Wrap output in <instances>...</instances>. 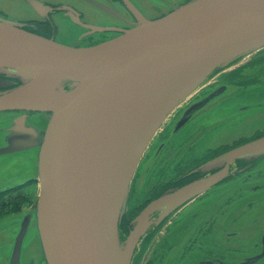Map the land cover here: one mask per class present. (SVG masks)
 Listing matches in <instances>:
<instances>
[{
	"label": "water",
	"instance_id": "obj_1",
	"mask_svg": "<svg viewBox=\"0 0 264 264\" xmlns=\"http://www.w3.org/2000/svg\"><path fill=\"white\" fill-rule=\"evenodd\" d=\"M42 1L14 0L23 10L25 3L30 6L31 18L45 14ZM139 19L114 38L76 46L27 30L0 13V66L15 67L26 77L22 85L0 92V112L21 113L0 128V159L36 154L34 175L2 167L11 179L0 182V190L39 181L34 209L15 213L21 215L17 235L0 264H131L133 251L121 240L120 223L149 143L215 69L264 45V0H190L161 17ZM53 76L71 82L67 93L46 90ZM218 90L190 104L175 128L180 131L217 100ZM257 103L241 105V112H264ZM33 113L47 114L45 124H26ZM263 152L264 136L229 150L221 156V170L151 202L132 221L127 240L138 238L156 211L169 213L218 182L234 159ZM32 227L38 254L25 255ZM262 247L241 261L200 263L256 264L264 257Z\"/></svg>",
	"mask_w": 264,
	"mask_h": 264
},
{
	"label": "rangeland",
	"instance_id": "obj_2",
	"mask_svg": "<svg viewBox=\"0 0 264 264\" xmlns=\"http://www.w3.org/2000/svg\"><path fill=\"white\" fill-rule=\"evenodd\" d=\"M40 1L43 3L42 0ZM70 2L82 6L81 1L70 0ZM23 7V3H15L14 0H0V13L12 19L24 20L31 18L28 15V7L30 6L27 7L25 3L26 10H23ZM36 17L38 16H34V18ZM55 21L59 28L57 39L76 46H84L88 43L87 39L78 36L80 28L74 25L69 17L58 14L55 16ZM262 51H264V45L251 49L242 54V61H246L254 54ZM224 67L228 66L215 69L205 83L216 80L219 70ZM260 67L262 69L261 74L258 75L260 82L252 83L240 95L226 96L228 94L226 92L217 101L216 98L213 99L210 103L216 101L215 106L209 109L205 116H203L204 114L201 115V111L195 114L189 124L179 131V134H173L178 119L182 117L185 109L190 104L205 95V84L203 83L204 85L198 87L165 119L163 125L149 143L132 178L127 193L125 213L130 205V198H137L142 190L139 186H136V189L133 188V180H135L138 170H141L140 166H142V171L138 172L140 174L138 184L144 188L150 185L152 179L162 176L165 179H170V177L177 175L179 180L187 166H191L188 173L197 174L198 178L205 177L218 172L225 164V160L221 157L223 153L207 158L206 155L209 149L222 144L233 143L242 137H250L256 132L264 130V112L255 109L243 113L240 109L242 108L241 105L245 103L264 100V66H249L245 71L253 69L257 72ZM233 68H236V66H230L227 71ZM246 72L244 73L248 74ZM25 81L26 77L19 69L0 66V92L12 90ZM231 86L232 89L237 88L235 83H232ZM216 87V85H213L212 89ZM20 114V112H0V128L3 126L7 128L14 121V117L20 116ZM46 115L44 113H33L26 119V124L32 126L33 124L44 125L47 121ZM166 125H168L170 135L161 133ZM160 133L164 135L162 136ZM35 157L36 154L27 151L26 155L0 159V182L11 179L7 173L2 171V167L8 170L11 169L10 171L18 168L28 172L27 176L30 172L34 175L36 172L33 163ZM228 176L225 181L208 190L209 193L205 196L207 203L200 202L189 207L186 206L187 208L184 207L183 209L181 205L169 213L165 209L156 211L148 218L146 217L145 223L147 226L138 238L127 240L130 233L129 229L126 236L121 240L126 246L129 245L132 248L133 261H131V264H134V262L135 264H203L202 262L199 263L200 260H216L219 258L227 261H241L249 255L260 252L264 245L262 242L264 240V152L248 154L238 158L232 164ZM184 184L177 183L168 188L166 192H171ZM38 191V181H34L31 185L11 191L10 194L7 192L2 193L0 201L13 200L23 194L33 193L34 209ZM226 200H230L228 205L221 203ZM131 202L133 201L131 200ZM203 209H205L204 211L207 210L209 233L205 236L204 246H200L202 237L198 235L199 241L192 248L189 246L191 244V228L195 222L199 224L203 219L197 218L194 222V213L199 212L198 217H201L204 212ZM24 210L25 206L16 212L19 214ZM179 210L182 213L178 212ZM175 214L177 223L172 226L171 224L169 226L164 225L159 236L156 235L150 244L144 245L146 239L154 232V228L164 221L160 220L165 216L173 218ZM19 219H21V215L15 213L0 217L1 259L5 258L13 248L14 239L17 235L16 221ZM28 235L25 241L24 254L36 255L38 254L36 246L38 241L34 227L30 229ZM120 235L122 237L121 232ZM125 244L122 243L123 246ZM184 248L188 250L183 254ZM256 264H264V257Z\"/></svg>",
	"mask_w": 264,
	"mask_h": 264
},
{
	"label": "flooded vegetation",
	"instance_id": "obj_3",
	"mask_svg": "<svg viewBox=\"0 0 264 264\" xmlns=\"http://www.w3.org/2000/svg\"><path fill=\"white\" fill-rule=\"evenodd\" d=\"M82 1L85 2L86 4H83L82 6H77L75 3H71L69 1H64V0H45L47 5V10L45 14H43V16H41L40 18H29V19L19 20V22L22 23L23 28L27 30L33 31L35 33H38L46 37L56 38L59 28L55 21V16L58 14H62L63 16L69 17L73 21V24L80 28L78 36L87 39L88 43H86L85 45L90 46V45H96L98 43H102L108 39L114 38L122 34L124 30L129 29L132 26L138 24L140 21L139 17L141 16L147 19H155L163 15H166L167 13L171 12L175 7L187 3L190 0H87V1L82 0ZM88 1L91 3H89ZM68 13L72 14L74 18L71 17ZM100 27H103V29L102 30L95 29ZM225 66L228 67H224L221 70H219L217 74L218 77L216 80L215 79L211 80L210 82L204 85L206 91L204 93L205 94L204 96H207L208 94H210L211 92L217 89H219L218 91L220 97L224 96L226 92L228 93L226 96L240 95L241 93H244L245 90L252 83L260 82L258 75H260L262 72L261 67L258 68L259 71L257 72H255V70L253 69H250L247 72L245 70L249 66H264V51L254 54L251 58H249L246 61H242V57H240ZM230 66H236V68L227 71V69H229ZM244 72L248 74H245ZM232 83H235V86H237V88L232 89L231 86ZM213 85H216L217 87L212 89ZM216 101L215 103L208 102L203 107L204 109L201 110V115L205 114L209 109L213 108L217 103ZM258 102L259 103H257V106L259 108H264V100ZM178 122L179 119L177 121V124H179ZM185 125L186 124H184L183 126ZM167 127L168 125H166L165 128H163L162 130L163 132L161 133H165V135L166 134L170 135L169 129ZM173 134L174 135L179 134V129L175 128V130H173ZM161 135L163 136L164 134ZM262 136H264V130H260L250 137H242L234 141L233 143L222 144L218 147L209 149L206 157L207 158L215 157L222 153L225 154L226 152H228L233 148H236L249 141L256 140ZM237 159L238 158L234 159L229 164L226 175L224 177H222L215 184H212L210 188H208L203 193L183 203L182 209L186 206L189 207L200 202L207 203L206 201L207 198H205V196L207 195V193H209L208 190L214 186L219 185L229 177L228 173L230 172L232 164ZM140 168L141 170H138V172L142 171V166H140ZM190 168L191 166H187L185 168V171L181 175V178L179 180L177 178V175L172 178L170 177V179H165L162 176L160 178L152 179L150 185L145 188L138 184V179L140 174L137 172L135 180H133L134 181L133 188L136 189V186H139L142 190L140 191L137 198H130V205L128 207L127 212L123 215L122 221L120 223V230L122 235L126 236L129 229L131 230L130 227L133 226L132 220L138 217V215L151 202H153L157 198L161 197L164 193H166L168 188L176 185L177 183L186 184V182H190L192 180H195L196 178L198 179L197 174L192 175L188 173ZM34 181H38V180H29V181H24L18 185H9L5 189L0 190V194L5 192L10 194L11 191L18 189L20 187H24L26 185H31ZM38 185H39V181H38ZM219 199L221 198L219 197ZM131 200L133 202H131ZM229 202L230 200H226V201H222L221 203L228 205ZM32 206L33 203L26 206L25 208L28 209ZM181 210H179L178 212L182 213ZM204 210L205 209H203V211ZM11 213H17V212L13 211L10 213H6L4 215H9ZM176 214L173 216V218L171 217L167 218L165 216L163 219H161L160 221L162 220L164 221L162 223L159 222L161 224H158L154 228L155 229L154 232L146 239L144 245L150 244L154 240L156 235L159 236V233L161 232V228H163L164 225L169 226L171 224L172 226L176 224L177 223L176 222L177 217L175 218ZM194 215H195L194 222L197 218H203V219L199 224L195 222V224L191 228V232H190L191 244H189V246L192 248L195 247L194 244H196V242L199 241L198 235H201L202 237L200 241V246L201 247L204 246L203 242L205 241V236H207V234L209 233L207 210L203 212L201 217H198L199 212H195ZM262 242L264 243V240ZM187 250H188L187 248H184L183 254L187 252ZM217 260L218 259H216V261Z\"/></svg>",
	"mask_w": 264,
	"mask_h": 264
},
{
	"label": "trees",
	"instance_id": "obj_4",
	"mask_svg": "<svg viewBox=\"0 0 264 264\" xmlns=\"http://www.w3.org/2000/svg\"><path fill=\"white\" fill-rule=\"evenodd\" d=\"M1 195L2 194H0V197ZM32 203H33L32 193L23 194L17 199L0 201V216L13 211H18L22 209L24 206L26 207Z\"/></svg>",
	"mask_w": 264,
	"mask_h": 264
},
{
	"label": "bare ground",
	"instance_id": "obj_5",
	"mask_svg": "<svg viewBox=\"0 0 264 264\" xmlns=\"http://www.w3.org/2000/svg\"><path fill=\"white\" fill-rule=\"evenodd\" d=\"M52 80H50L48 82V84L46 85V90L50 93H67L68 91V88H69V85L71 84V82L64 78V77H57L56 76H53L51 77ZM196 88V87H195ZM193 88L190 93L195 89ZM188 93V94H190ZM187 94V95H188ZM186 95V96H187Z\"/></svg>",
	"mask_w": 264,
	"mask_h": 264
}]
</instances>
